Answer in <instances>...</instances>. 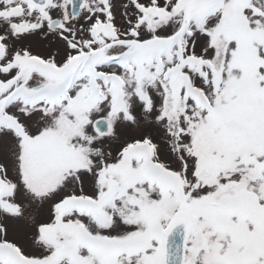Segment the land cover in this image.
Masks as SVG:
<instances>
[{
  "label": "snow or ice",
  "instance_id": "1",
  "mask_svg": "<svg viewBox=\"0 0 264 264\" xmlns=\"http://www.w3.org/2000/svg\"><path fill=\"white\" fill-rule=\"evenodd\" d=\"M0 264H264V0H0Z\"/></svg>",
  "mask_w": 264,
  "mask_h": 264
}]
</instances>
